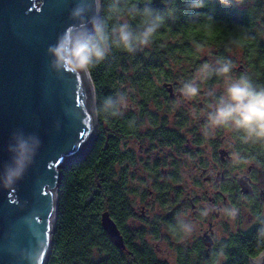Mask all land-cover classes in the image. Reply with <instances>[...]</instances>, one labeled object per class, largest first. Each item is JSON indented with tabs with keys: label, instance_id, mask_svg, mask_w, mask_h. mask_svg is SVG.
<instances>
[{
	"label": "water",
	"instance_id": "95a60500",
	"mask_svg": "<svg viewBox=\"0 0 264 264\" xmlns=\"http://www.w3.org/2000/svg\"><path fill=\"white\" fill-rule=\"evenodd\" d=\"M79 0H0V173L15 133L41 145L24 177L0 188V264H48L63 170L90 153L99 128L91 75L56 71L47 49L72 23ZM102 226L125 249L109 213ZM212 246V243H208ZM251 264H264V251Z\"/></svg>",
	"mask_w": 264,
	"mask_h": 264
},
{
	"label": "flooded vegetation",
	"instance_id": "af4514ba",
	"mask_svg": "<svg viewBox=\"0 0 264 264\" xmlns=\"http://www.w3.org/2000/svg\"><path fill=\"white\" fill-rule=\"evenodd\" d=\"M156 87L154 110L143 106L136 116L120 115L125 121L115 130L114 181L128 189L130 184L147 185L135 191L136 208L132 207L135 197L127 194L132 205L125 228L111 217L127 246L120 250L132 258L135 250H144L159 264H211L213 251L226 249L249 231L243 227L251 221L254 227L264 218L259 215L264 208V153L257 152L262 150L258 145L237 144L236 150L250 162L234 166L232 134L221 130L216 137L205 138L204 117L194 119L187 112L189 108L204 112L210 100H201L200 95L184 97L179 90L181 83L167 78ZM132 145L137 154L123 153L122 149ZM125 163L131 166L123 167ZM168 198L173 207L160 208L159 202ZM205 206H236L239 213L235 220L220 211L201 218L199 210ZM180 212L190 213L187 218L197 224L187 239L174 236L169 228Z\"/></svg>",
	"mask_w": 264,
	"mask_h": 264
},
{
	"label": "clouds",
	"instance_id": "9594fccd",
	"mask_svg": "<svg viewBox=\"0 0 264 264\" xmlns=\"http://www.w3.org/2000/svg\"><path fill=\"white\" fill-rule=\"evenodd\" d=\"M152 0H79L70 11L72 23L57 37L56 42L47 49L51 57V66L56 71L69 70L89 75L113 51L122 50L135 53L150 47L165 23V13L151 6ZM244 0H220V3L232 6L240 5ZM187 6L193 10L203 9L207 0H187ZM168 15H172L169 11ZM195 16V13H193ZM131 21H136L134 25ZM192 55L205 54L209 40L217 37L229 53L243 48L252 37L242 31L224 37L215 17L208 16L203 23L193 20L189 31ZM234 62L229 56L215 60V63L200 64L190 79L182 80L180 92L186 98L201 95V86L213 77L219 83L206 89L204 95L211 98L206 110L193 112V118L204 117L202 134L205 138H214L221 130L232 134L231 160L234 166L247 165L250 160L235 145H253L264 149V86L254 84L247 74L238 78L232 75ZM219 89V93H218ZM129 106L127 93L108 96L96 110L98 116L116 118ZM133 121L129 126H134ZM41 141L38 136L26 135L23 131L14 134L8 145L11 161L4 165L0 173V188L13 187L21 180L33 164ZM220 211L230 220H235L239 208L224 206L216 209L205 206L199 210L201 218ZM190 213L180 212L175 222L169 226L171 233L180 238L191 237L197 224L188 219ZM256 245L264 248V224L255 234ZM225 249L221 247L211 253V264H223Z\"/></svg>",
	"mask_w": 264,
	"mask_h": 264
},
{
	"label": "trees",
	"instance_id": "16d2710c",
	"mask_svg": "<svg viewBox=\"0 0 264 264\" xmlns=\"http://www.w3.org/2000/svg\"><path fill=\"white\" fill-rule=\"evenodd\" d=\"M139 2L143 3L144 0ZM151 6L163 11L166 17L153 44L135 53L113 49L112 53L91 71L97 95V108L104 98L117 95V77L121 72L138 71L137 66H143L145 74L149 75V70L158 69L157 60H164L167 50L170 49L168 46L164 53L162 51L164 41L169 36H177L180 39V47L177 48L180 52L192 54L189 37L192 22L195 19L203 23L208 16L215 17L224 37L242 31L252 37L243 48L249 58L254 59L251 69L255 70V73L250 74L252 81L257 86H264V65L261 69L257 66L259 62H264V45L263 41H258L260 31L256 30L258 6L246 12L238 10L235 4L224 5L220 0H207L205 8L196 10L187 6V0H152ZM169 11L172 12L170 16ZM131 22L136 24V21ZM211 44L223 46L219 37L210 39L209 45ZM221 48L224 53V46ZM148 75L137 80L145 79L148 81L147 87L153 88L155 92L157 87ZM142 87L146 88L144 85ZM151 88L146 90L148 98H151ZM98 121V134L88 156L82 162L63 170L58 190L59 210L54 245L48 264H159L151 254L145 255L144 250H135L134 258L125 254L111 242L103 229L104 213L117 218L125 228V220L130 214L132 204L127 195L130 188L114 181L113 165L117 146L114 141L115 130L119 123L124 124L125 120L122 121L119 116H98ZM257 152L264 153V149ZM262 224L264 218L227 246V261L223 264H251L253 259L263 253L264 248H258L255 239V234ZM125 247L127 248L126 245Z\"/></svg>",
	"mask_w": 264,
	"mask_h": 264
},
{
	"label": "rangeland",
	"instance_id": "374dc122",
	"mask_svg": "<svg viewBox=\"0 0 264 264\" xmlns=\"http://www.w3.org/2000/svg\"><path fill=\"white\" fill-rule=\"evenodd\" d=\"M236 5V4H235ZM258 6V10H257V28L260 31V36H259V40L263 41V45H264V0H244V2L240 5H236V8L240 11L246 12V11H250L253 10L255 7ZM180 42V39L177 38V36H169L167 39H165L164 41V45L162 48L163 53L165 52V50H167L168 46L170 47L169 50H167L166 55L164 57V60H157L159 62L158 65V69L156 70H149V75L145 74L146 70L143 66H137L136 69H138V71H134V72H121V75L117 77V88H118V93H127L128 94V98H129V106L128 108H126L122 115L125 114H133L134 116L137 115V113L140 111V109L143 108V106L145 108H147L148 110L152 109L154 110V104L155 101H157V99H155V92L153 90V88H151V98H148V96L146 95L147 93V89L148 88V81H146L145 79L142 80H137L138 78H144L145 75H148L150 79H152L153 83L158 86L159 82L163 79L166 78H170V81L172 82H181L182 80H187L190 79L193 74L196 71V68L205 62H209V63H215V60L224 56H229V58H231L234 62V67L232 70V75L234 77H239L240 75L243 74H247L248 76H250V74H254L255 70L251 69L254 59L249 58V56L247 55L245 48H241L240 50H234L233 52L229 53L228 51L225 50V52L223 53V51L221 50L223 46H219L218 44H211L209 46V48L207 49V52L205 54L199 55V56H195L189 53H184V52H180V50H178L177 48H179L180 46L178 45ZM185 44V43H184ZM163 63V65H162ZM264 65V62H259L257 64L258 68H262V66ZM135 68L134 66H130V68ZM166 73V75H165ZM250 78L252 79V77L250 76ZM142 82V84L140 83ZM219 79L216 77H213L211 80L207 81L206 83L202 84L201 86V95H200V99L201 100H210V97H207L206 95H204V92L206 89L212 88L214 86H216L219 83ZM142 85H144L146 88H143ZM263 86V85H262ZM146 91V92H145ZM145 93V94H144ZM218 93H219V89H218ZM189 111V115L192 117V113L195 112V110L192 108L189 110H187V112ZM192 112V113H191ZM188 117V115H187ZM123 153H127V152H132L134 154L136 153V148L134 147V145H132L131 147H126L124 149H122ZM129 154V153H127ZM128 160V159H127ZM126 166H131L128 163H125L123 165V167ZM118 168V165L115 166V170ZM130 188V193L133 198V203L134 206L132 205L133 208H136V204H137V195L135 191H140L143 187L146 188L147 185H141L138 183L135 184H130L129 186ZM154 205V204H153ZM154 207V206H153ZM159 207L160 208H172L173 207V201L171 199H165L164 202H159ZM260 213L259 215L261 217H264V208H262L261 210H259ZM255 223H252V221L250 222V224H247L245 227V229H247V227L250 229L251 227H253ZM193 236V235H192ZM163 248H166V245H163ZM164 254H162L163 256ZM171 257H174V253L172 252L170 254Z\"/></svg>",
	"mask_w": 264,
	"mask_h": 264
}]
</instances>
